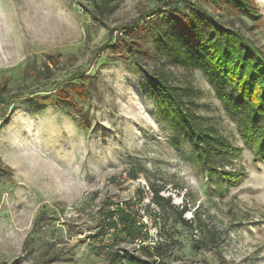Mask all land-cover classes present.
Returning a JSON list of instances; mask_svg holds the SVG:
<instances>
[{"label": "rangeland", "instance_id": "1", "mask_svg": "<svg viewBox=\"0 0 264 264\" xmlns=\"http://www.w3.org/2000/svg\"><path fill=\"white\" fill-rule=\"evenodd\" d=\"M95 1L103 0H0V264H107L109 251L139 254L164 236L176 243L161 264H264V160L222 103V81L159 40L163 28L181 34L187 13L171 10V0L161 12L157 0H108L97 13ZM192 1L264 54V0H253L260 19L226 0ZM130 23L132 31L117 29ZM146 72L167 78L229 139L223 162L235 178L202 169ZM152 183L186 204L185 218L200 215L219 232L217 246L197 249L206 227L159 215ZM117 204L139 214L138 239L100 231Z\"/></svg>", "mask_w": 264, "mask_h": 264}, {"label": "trees", "instance_id": "2", "mask_svg": "<svg viewBox=\"0 0 264 264\" xmlns=\"http://www.w3.org/2000/svg\"><path fill=\"white\" fill-rule=\"evenodd\" d=\"M162 1L157 0L154 6L158 8L156 12H161L159 7ZM182 1L187 2L189 7L180 6L177 0L170 2L174 6H170L171 10L187 13L180 20L181 24H178L181 34L176 36L168 31V28H163L164 30L159 32V40L164 47L186 53L188 60H184L183 63L194 64L210 78L222 81L218 85L222 103L228 108L230 115L237 119L241 135L244 141L254 148L255 157L264 160V54L248 37L236 29L226 27L216 15L195 1ZM209 1L217 3L218 0ZM226 2L247 16L254 19L261 18L253 0H226ZM94 3L98 8L97 13H102L109 7L108 0ZM167 16L168 13H161L159 17L168 19ZM170 17L173 22H179L173 16ZM124 28L132 31L134 23L121 25L117 29ZM146 76L155 99L166 103L178 116L185 129V137L196 151L202 169L210 177L214 174H223L229 179L235 178L236 172L226 170L223 162L224 155L233 148L229 139L213 126L203 123L201 117L186 104L179 88L168 83L167 78L162 74L146 72ZM224 85L229 86V92L222 90ZM149 188L150 202L158 209L159 215L169 210L176 214L184 226L197 230L207 228L204 235L194 240L197 249L202 247L213 249L217 246L221 240L219 232L207 227L200 215L185 218L183 214L188 210L186 204L178 208L171 202L169 196L160 194L162 190L160 186L152 183ZM144 228L145 225L140 221L139 214L117 204L107 212L100 231L105 234L112 229L113 239L123 234L134 240L142 235ZM162 238L152 247L139 246V254L129 251H109L107 264H161L160 261L170 253L176 243L171 238L169 241L165 240L166 236Z\"/></svg>", "mask_w": 264, "mask_h": 264}]
</instances>
